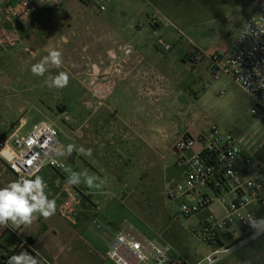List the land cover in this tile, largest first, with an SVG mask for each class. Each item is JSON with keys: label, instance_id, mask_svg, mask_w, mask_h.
Listing matches in <instances>:
<instances>
[{"label": "rangeland", "instance_id": "374dc122", "mask_svg": "<svg viewBox=\"0 0 264 264\" xmlns=\"http://www.w3.org/2000/svg\"><path fill=\"white\" fill-rule=\"evenodd\" d=\"M259 1H250L235 14H224L196 24L195 31L188 30L187 25L179 26L183 32L181 34L168 27L169 36L163 38L173 47L169 52H164L157 44V37L146 34L148 40L152 41L151 52L159 54L166 61L162 65L165 77L158 80L163 93L157 96L146 95L140 82H135L137 87L128 93L125 87L130 84V79L120 83L115 79L112 94L100 99L91 82L114 80L102 77L107 67L103 64H92L87 80L69 75V84L63 89L49 88L45 75L33 80L37 88L35 91L20 93L19 84L12 86V76L14 70L19 72L23 66L14 64V47L0 46V73H4L5 85L11 95L5 96L3 102L0 100V116L7 114V119L10 114L9 117L15 119L14 123L19 117H26L28 124L22 134L29 133L38 122L52 124L58 131L57 139L61 147L66 148L68 144L76 146L70 156H57V159L64 163L68 174V170L78 173L79 182L85 185L82 184L85 197L101 205L107 203L106 212L113 222L129 221L148 238L162 235L166 243L168 241L175 247L177 256L173 258L170 255L171 262L181 258L187 264H196L211 248L191 230L199 227L208 213L204 211L191 218H174L181 205L192 198L171 200L165 195L169 184L182 175V170L176 165L177 155L173 151V144L186 131L206 133L215 126L221 132L232 133L241 139L243 149L253 157L257 166L264 167V112L256 107L232 78L225 75L218 79L213 77L210 57L192 64L188 57L183 61V56L188 50L202 60L203 51L206 52L208 48L215 54H224L242 23L254 13ZM121 3L124 4L122 0H117L110 8L115 5L121 7ZM117 20L124 22V25L127 18ZM154 20L164 24L159 17H154ZM8 28H16L20 32L18 26ZM193 41L203 51L195 48ZM122 68L127 70V65L123 63ZM83 104L88 105V111L98 107V113L94 115L84 111ZM11 105L13 108L9 107ZM108 107L113 108V113H107ZM253 109L257 113H253ZM99 117L115 127L113 143L105 144L104 148L94 144L92 138ZM124 132L131 137L124 140L121 137ZM81 147L91 149V155L80 153ZM89 179L90 188L85 184ZM101 180L104 182L101 183ZM112 180L119 185L114 191L110 183ZM106 191L107 194H104ZM211 211L219 216L223 214L219 204L211 206ZM233 230V239L241 240L242 230L237 226ZM217 264H264V235L246 241L242 247L223 256Z\"/></svg>", "mask_w": 264, "mask_h": 264}, {"label": "crops", "instance_id": "0c3cea01", "mask_svg": "<svg viewBox=\"0 0 264 264\" xmlns=\"http://www.w3.org/2000/svg\"><path fill=\"white\" fill-rule=\"evenodd\" d=\"M18 1L0 0V26L20 27L21 42L12 50L15 55L14 64L23 66L19 72L14 70L12 76V86L19 84L20 93L25 91L30 93L31 90L37 89L33 80L35 81L39 76L31 73V65L39 62L50 49H58L63 53V64L60 69L50 68L52 75L64 71L69 75L86 79L92 64L100 66L103 64L107 67L102 77L112 78L114 81L117 79L119 83L130 79V84L125 87L128 93L129 90L133 91V88L137 87L135 82H140L146 95L157 96L163 93L159 88L158 80L165 77V68L162 65L166 61L159 54L151 52L152 41L148 40L146 34L152 38L166 37L169 36L170 27L156 22L158 20L153 21L154 17H159L162 21L171 20L178 27L187 25L188 30L195 31L196 24L206 22L209 18L214 20L224 14L226 16L235 14L252 0H122L124 4L121 3V7L115 5L114 8H110L117 1L114 0L103 12H99L94 6H87L83 0H63V6L59 10L47 8L38 0H31L35 4V9L28 23L21 26L8 14V7ZM120 17L127 18L124 25H122L124 22L117 20ZM194 18L198 21L195 22ZM232 42L233 40L225 52ZM190 46L192 47L191 44ZM193 46L202 50L195 41ZM208 49L206 52L202 50L204 58L198 63L215 54ZM187 57L192 59L193 53L187 50L184 52L183 61H186ZM123 63L127 65V70H123ZM131 81H134V84ZM8 93L2 72L0 73L2 102L5 96H11ZM9 107L13 108L12 105ZM83 107L84 111H88V105L83 104ZM97 110L98 107L88 112L95 115L98 113ZM107 113H113V108L108 107ZM5 115L7 114L0 116V140L10 133V129L19 128V133L22 134V130L28 124L26 117H19L18 123H14L15 119L9 117L10 114L7 119ZM114 132L115 127L105 118L99 117L92 133L94 144L104 148L105 144L113 143ZM121 137L127 140L131 136L124 132ZM197 149L198 147L188 151V154H192ZM86 164L88 165L87 162ZM45 169L37 175L44 178L48 186L47 191L51 194L50 198L56 200L55 215L47 219L40 217L31 225L20 228L0 227V249L13 252L18 249L20 239L25 238L30 240L31 246L29 249H20V252H28L42 258V264H115L106 257V252L115 233L126 223H131L126 220L113 222L110 214L106 212L109 205L107 203L101 205L85 197L82 193L84 184L81 181L78 186L69 185L66 182L67 172H63L65 174L63 175L55 169ZM16 178L8 170L6 162L0 159V187ZM102 182L104 181L101 180ZM110 183L113 191L119 188L114 180ZM126 186L124 183V187ZM70 194L80 202L72 219L62 217L58 212L59 205ZM104 194H107V191ZM205 212L208 216L210 214L219 216L211 211V207ZM94 219L102 224L101 228L94 224ZM167 244L171 249V257L175 258L177 254L174 245L168 241Z\"/></svg>", "mask_w": 264, "mask_h": 264}, {"label": "built area", "instance_id": "2783aa9c", "mask_svg": "<svg viewBox=\"0 0 264 264\" xmlns=\"http://www.w3.org/2000/svg\"><path fill=\"white\" fill-rule=\"evenodd\" d=\"M38 1L55 10L63 6V0ZM83 1L87 6H94L103 12L114 0ZM34 9L31 0H19L8 7V14L17 23L25 25ZM163 21L165 26L183 34L174 23L167 19ZM20 42L21 35L16 28L0 26V46L10 48ZM157 44L164 52L172 49L171 44L161 36L157 37ZM210 59L214 78L218 79L221 75L232 78L256 107L264 112V86H261L264 84V0L259 2L254 13L236 33L228 51L214 54ZM200 60L201 57L195 54L191 62L197 64ZM91 85H95L94 92L100 99H105L112 94L115 83L114 80L92 81ZM252 111L257 113L256 109ZM19 130L15 129L0 140V159L6 162L8 170L16 177H34L46 167L66 172L64 163L57 159L53 151L61 146L57 139L58 131L52 124L38 122L26 135L20 134ZM197 147L195 152L188 154V151ZM173 151L177 155L176 165L182 170V175L169 184L165 195L171 200L192 198L181 205L174 218H191L214 204H219L223 210L221 216L210 214L200 222L199 227L191 230L211 248L196 264H217L223 256L253 238V230L244 218L264 217V167L257 166L253 157L243 149L241 139L232 133L221 132L215 126L206 133L186 131L173 144ZM79 203L70 194L59 205L58 212L62 217L72 219ZM93 222L98 228L102 227L96 219ZM235 226L243 233L242 239L238 241L233 239ZM30 246V240L21 238L18 249ZM170 250L160 235L148 238L126 223L115 233L106 257L115 264H187L181 258L171 262ZM2 256L7 258L9 255L0 252Z\"/></svg>", "mask_w": 264, "mask_h": 264}, {"label": "clouds", "instance_id": "9594fccd", "mask_svg": "<svg viewBox=\"0 0 264 264\" xmlns=\"http://www.w3.org/2000/svg\"><path fill=\"white\" fill-rule=\"evenodd\" d=\"M247 31V30H246ZM244 33L242 34V36ZM63 64V53L58 49H50L48 54L39 62L32 64L30 71L35 76L47 78L45 83L49 88L63 89L69 84V74L64 71H58L55 75L50 73V68L60 69ZM261 86H264L262 84ZM76 149L74 144H68L66 148L53 149L58 157L70 156ZM82 154L91 155V149L79 148ZM2 155V153H0ZM53 163H56L53 160ZM67 183L69 185H80L78 173L68 170ZM85 173H87L85 171ZM87 187H91V180L85 182ZM47 183L40 175L28 177L19 175L15 180L0 187V227L20 228L29 226L38 218L45 219L55 215L57 204L55 198H50L47 191ZM249 227L253 230V239L264 235V217L250 216L244 218ZM7 264H42V258L20 252L8 258Z\"/></svg>", "mask_w": 264, "mask_h": 264}, {"label": "trees", "instance_id": "16d2710c", "mask_svg": "<svg viewBox=\"0 0 264 264\" xmlns=\"http://www.w3.org/2000/svg\"><path fill=\"white\" fill-rule=\"evenodd\" d=\"M25 248L29 249V247H25ZM20 251H21L20 249H17L13 252H5V251H2V249H0V252L7 253L9 255L7 258H5L4 256L0 257V264H7L6 261H8V258L14 254L20 253Z\"/></svg>", "mask_w": 264, "mask_h": 264}]
</instances>
